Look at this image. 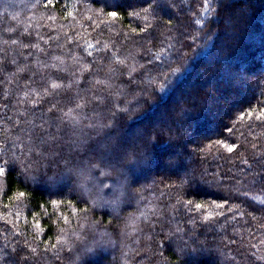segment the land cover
<instances>
[{"label":"trees","instance_id":"obj_1","mask_svg":"<svg viewBox=\"0 0 264 264\" xmlns=\"http://www.w3.org/2000/svg\"><path fill=\"white\" fill-rule=\"evenodd\" d=\"M261 109L264 0H0V264H264Z\"/></svg>","mask_w":264,"mask_h":264},{"label":"snow or ice","instance_id":"obj_2","mask_svg":"<svg viewBox=\"0 0 264 264\" xmlns=\"http://www.w3.org/2000/svg\"><path fill=\"white\" fill-rule=\"evenodd\" d=\"M109 15L112 16V17H116L118 14L116 12H111V13H109ZM141 31H144V29H141ZM53 87H57V86L53 85ZM251 114H252L251 112L248 113V115H251ZM257 118L258 119L264 118V109H261V116H258ZM216 144H220L221 146H225L228 152H234L236 150V148H237V145H235V144L224 145L222 141H216ZM5 173H6V166L0 165V176L5 175ZM24 195H25V193H23V192L20 193L21 197H23ZM53 203H55V202H53ZM195 207L196 208H201V207H203V205L197 203L195 205ZM217 207H222V205H217ZM52 247H55V245H53ZM32 251H35V249H32Z\"/></svg>","mask_w":264,"mask_h":264}]
</instances>
